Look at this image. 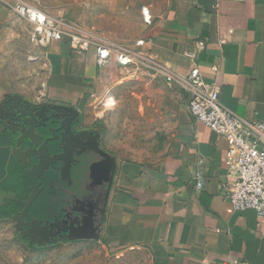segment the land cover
<instances>
[{
    "label": "crops",
    "instance_id": "obj_1",
    "mask_svg": "<svg viewBox=\"0 0 264 264\" xmlns=\"http://www.w3.org/2000/svg\"><path fill=\"white\" fill-rule=\"evenodd\" d=\"M12 5V0H0V40L8 39L14 55ZM142 7L151 22L138 8L141 30L131 42L133 49L180 76L199 68L205 82L220 86L226 106L243 118L264 122V0H151ZM6 28L8 37L1 35ZM32 45L27 50L31 55ZM36 45L47 79L38 94L8 77L19 73L14 62L0 66V140L14 138V158L26 161L16 167L28 169L24 195L25 185L21 191H4L27 198L30 187L42 181L29 174L37 162L36 149L15 142L24 105L15 95L34 106L75 108L84 127L101 134L103 145L102 132L89 118L108 117L92 116L89 101L106 84H129L139 116L145 117L138 118L140 135L144 131L147 137L139 150L130 145L118 153L103 146L115 167L99 240L123 257L137 258L138 264H264V220L254 210L235 211L226 200L228 143L191 115L188 90L145 69L138 79L129 77L131 68L101 65L94 48L78 55L66 39ZM28 75L30 82L33 76ZM3 147L11 148L7 143ZM129 153L148 156L149 164L127 159Z\"/></svg>",
    "mask_w": 264,
    "mask_h": 264
},
{
    "label": "rangeland",
    "instance_id": "obj_2",
    "mask_svg": "<svg viewBox=\"0 0 264 264\" xmlns=\"http://www.w3.org/2000/svg\"><path fill=\"white\" fill-rule=\"evenodd\" d=\"M14 1V0H12ZM31 4L45 12L52 18L65 20L68 24L81 29L93 31L106 38L108 41L133 49V42L139 35L141 26L137 20V9L141 8L145 2L151 0H20ZM14 18V29L11 36L14 38V55L8 48V39L1 36L0 44V66H8L14 62V69L18 74H11L8 77L30 89L36 94L43 91V85L47 83L44 76V66L38 59V45L32 38L35 28L30 23L22 20L12 11ZM21 20L16 22L15 20ZM8 28L2 29L4 37H8ZM5 41V47L2 45ZM35 43H33V42ZM33 44V45H32ZM35 47L34 53H27L29 46ZM11 50V49H10ZM13 66V65H12ZM131 68L127 74L135 79L141 75V68L136 66L123 67ZM22 71V73H20ZM30 73L32 80L26 79ZM122 78L126 74L119 72ZM133 89L129 84L112 86L105 85L104 90L97 92L90 99L92 107L90 114L94 117L103 115L108 118H89L95 123L94 128L102 132L104 137L103 146L114 152H121L124 147L131 145L132 149L139 150V142H145L147 137L143 131L140 135L138 100L132 97ZM96 115V116H95ZM10 140V141H9ZM8 142L0 140V188L3 190L19 191L24 195L28 191L27 170L16 167V163L24 162L14 158V138ZM3 143H7L8 148L3 150ZM3 147V148H2ZM127 159H135L136 163L147 162L145 155L129 153ZM81 176V175H79ZM82 178H84L82 176ZM86 182V181H85ZM90 181H88V185ZM84 181L82 180V184ZM79 185L72 190H67L62 200L54 197L53 189L46 188L41 197L37 199L32 209V215L46 219L57 207L70 205L80 196L86 194L84 185ZM85 186H88V185ZM65 187V186H64ZM60 188V187H59ZM67 188V187H65ZM25 200V197H19ZM4 210V209H3ZM0 213V264H138V259L121 256V252L112 250L104 240H77L59 238L49 244H32L28 238L20 235L16 228V222L12 219L19 213L21 206L14 203L12 215Z\"/></svg>",
    "mask_w": 264,
    "mask_h": 264
},
{
    "label": "built area",
    "instance_id": "obj_3",
    "mask_svg": "<svg viewBox=\"0 0 264 264\" xmlns=\"http://www.w3.org/2000/svg\"><path fill=\"white\" fill-rule=\"evenodd\" d=\"M12 10L34 26L32 38L38 44L66 39L78 55L94 48L101 65L115 62L123 67L136 66L160 75L168 84H179L188 90L191 115L228 143L224 159L227 173L223 183L226 200L235 211L254 210L264 220V122L243 118L226 106L221 99L220 86L205 82L199 68L180 76L138 50L52 18L31 4L14 0ZM142 14L145 22L150 23L149 11L144 8ZM140 44L143 42H138Z\"/></svg>",
    "mask_w": 264,
    "mask_h": 264
},
{
    "label": "water",
    "instance_id": "obj_4",
    "mask_svg": "<svg viewBox=\"0 0 264 264\" xmlns=\"http://www.w3.org/2000/svg\"><path fill=\"white\" fill-rule=\"evenodd\" d=\"M14 99L18 102L23 103L20 105L22 114L18 118L20 121V129L18 130L19 136L15 140L17 145L28 143L37 152V162L33 163L29 170V174L34 178H43L45 174L50 170V167H54L57 162H64L61 168L60 177L62 180H68L72 182L71 176V163L74 161L71 157H66L68 152L62 154H51L50 144L55 142L52 137H49L45 133H41L40 127H46L42 122L46 118H53L58 121V131L62 132V135L72 134L74 135V125L78 123L77 119L80 118V113L71 106L65 105H53L44 104L42 106H34L25 101L21 96L15 95ZM49 113V115H48ZM77 121L76 123H74ZM67 123V124H66ZM72 123L74 125L72 126ZM66 124V126H65ZM48 132H52L49 129ZM77 136L83 139H90L93 143V148L98 151L101 155V159L94 163L91 167L92 178L98 181L103 175L111 174L114 171V160L113 157L106 151L100 148L101 145V134L95 131L84 130L76 133ZM86 142L85 145L91 143ZM60 147V145H58ZM45 189L42 183L32 185L30 187V194L25 200L18 199L14 193L6 192L0 189V210L7 205L8 202H18L21 205L22 210L15 214L12 219L16 222V228L20 232V235L24 238H28L32 244L44 245L52 242L51 238H54L56 233L53 228L59 227L58 224L46 223L43 225V221L39 218H33L31 221V227L28 230L23 228L26 219L30 218V211L36 202L40 193ZM64 229L68 230L66 237L69 240H99L100 237V226L99 222L95 220V214L93 206H90V210L87 211V216L81 221V224L75 225L69 220L64 221Z\"/></svg>",
    "mask_w": 264,
    "mask_h": 264
},
{
    "label": "flooded vegetation",
    "instance_id": "obj_5",
    "mask_svg": "<svg viewBox=\"0 0 264 264\" xmlns=\"http://www.w3.org/2000/svg\"><path fill=\"white\" fill-rule=\"evenodd\" d=\"M77 121L78 123L74 125V123H76ZM77 121L72 123V126L74 125V133H75L74 135L67 133L66 135L63 136L62 132L58 131V125H57L58 121L54 120L53 118L50 119L46 118L42 122L44 125H46V127L45 128L40 127L38 130L41 133H45V134L48 133L47 135L54 139L55 142H52L50 144L51 154L53 155L62 154L65 153L66 151L68 152V155H66V157L67 158L71 157L72 159H74V161L71 163L72 182L69 183L68 180L61 179L60 172H61V168L64 165V162H57L55 163L54 167H50V170L45 174L43 178H41L42 181L41 180L38 181V183H42V185L45 187V190L47 187H49L50 190L53 189L52 190L53 193L56 194L54 195V197L62 200V197L65 195L67 190L70 191L72 190L73 193L74 191L73 188H76V186L79 185V181H81V184H82V180L84 181L81 187L84 184L86 185L88 181H90L89 182L90 184L89 185L87 184L88 186L84 185V189L86 191L85 195L80 196V198H77L70 205H61L60 207H57L53 212H51L50 216L47 217L46 219L42 217H35L32 215V209L35 205L34 203L30 211L31 213L30 218L25 220L23 228L25 230L27 229L29 230L33 218L41 219L43 221V225H46V223H48L50 226V224L56 223L59 225V227L55 226L53 228V231L56 233V235L54 238H51L52 242L58 240L59 238L66 237L68 230L64 229L63 223L65 220H69V222H73L75 223V225L81 224L82 219L87 216V211L90 210L91 205L93 206L95 220L97 221V223L102 221V215L105 207L107 191L113 174L112 172L111 174L103 175L98 181L92 178L91 167L94 163H96L101 159V155L98 153L97 150H95L92 147L93 143L91 142L90 139H83L80 138V136L79 137L77 136L76 133L82 132L84 130L93 132V130H88L84 127L83 118H78ZM17 124L19 126L21 125L20 122H17ZM12 126L14 128V123ZM49 129H52V132H48ZM89 141L91 142L90 145H85V143ZM58 145H60V147H58ZM100 148L106 151L102 143L100 145ZM82 176L84 178H82ZM64 186L67 188H65ZM5 207H3L0 210V213Z\"/></svg>",
    "mask_w": 264,
    "mask_h": 264
},
{
    "label": "trees",
    "instance_id": "obj_6",
    "mask_svg": "<svg viewBox=\"0 0 264 264\" xmlns=\"http://www.w3.org/2000/svg\"><path fill=\"white\" fill-rule=\"evenodd\" d=\"M27 180H26V182H27ZM14 203H16V202H9L8 205L3 210V214L12 215V213L14 212Z\"/></svg>",
    "mask_w": 264,
    "mask_h": 264
}]
</instances>
